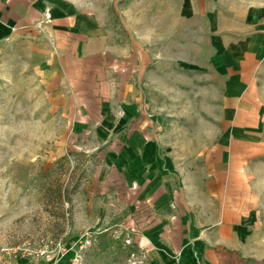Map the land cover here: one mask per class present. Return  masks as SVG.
I'll return each mask as SVG.
<instances>
[{
  "label": "rangeland",
  "instance_id": "rangeland-1",
  "mask_svg": "<svg viewBox=\"0 0 264 264\" xmlns=\"http://www.w3.org/2000/svg\"><path fill=\"white\" fill-rule=\"evenodd\" d=\"M84 11L113 47L102 109L84 116V99L43 82L17 92L0 75V264H145L128 235L150 201L147 154L178 186L213 165L238 172L264 256V0H84ZM246 54L255 66L239 65Z\"/></svg>",
  "mask_w": 264,
  "mask_h": 264
},
{
  "label": "crops",
  "instance_id": "crops-1",
  "mask_svg": "<svg viewBox=\"0 0 264 264\" xmlns=\"http://www.w3.org/2000/svg\"><path fill=\"white\" fill-rule=\"evenodd\" d=\"M112 49L104 26L84 11V0H0V75L17 92L43 82L49 92L84 99L87 116L103 108L106 88L112 90ZM221 55L226 74L224 48ZM244 56L248 61L239 65L255 66V56ZM250 72L242 69L247 77ZM146 156L142 185L150 201L144 217L130 222L128 235L129 248L142 253L145 264H264L249 240L241 187L233 180L238 172L213 165L184 173L178 186L153 155Z\"/></svg>",
  "mask_w": 264,
  "mask_h": 264
},
{
  "label": "built area",
  "instance_id": "built-area-1",
  "mask_svg": "<svg viewBox=\"0 0 264 264\" xmlns=\"http://www.w3.org/2000/svg\"><path fill=\"white\" fill-rule=\"evenodd\" d=\"M46 20H47L48 22L51 21V17H50V15H47ZM45 253H46V251H45V252H44V251L41 252L42 255H45ZM52 264H60V261H59V260H54V261L52 262Z\"/></svg>",
  "mask_w": 264,
  "mask_h": 264
}]
</instances>
